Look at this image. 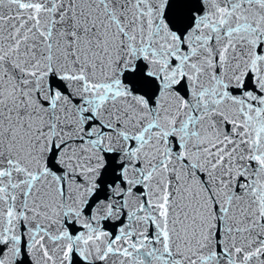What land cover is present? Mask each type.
Wrapping results in <instances>:
<instances>
[{
    "label": "snow or ice",
    "instance_id": "obj_1",
    "mask_svg": "<svg viewBox=\"0 0 264 264\" xmlns=\"http://www.w3.org/2000/svg\"><path fill=\"white\" fill-rule=\"evenodd\" d=\"M0 264H264V0H0Z\"/></svg>",
    "mask_w": 264,
    "mask_h": 264
}]
</instances>
